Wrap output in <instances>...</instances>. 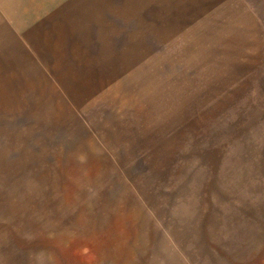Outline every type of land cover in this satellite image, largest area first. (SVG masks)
I'll use <instances>...</instances> for the list:
<instances>
[{
	"label": "rangeland",
	"instance_id": "rangeland-1",
	"mask_svg": "<svg viewBox=\"0 0 264 264\" xmlns=\"http://www.w3.org/2000/svg\"><path fill=\"white\" fill-rule=\"evenodd\" d=\"M0 264H264V0H0Z\"/></svg>",
	"mask_w": 264,
	"mask_h": 264
}]
</instances>
